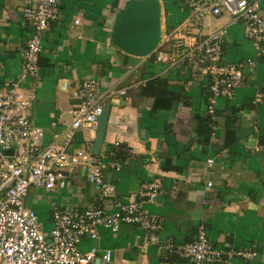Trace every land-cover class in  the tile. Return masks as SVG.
Listing matches in <instances>:
<instances>
[{"label":"crops","instance_id":"crops-1","mask_svg":"<svg viewBox=\"0 0 264 264\" xmlns=\"http://www.w3.org/2000/svg\"><path fill=\"white\" fill-rule=\"evenodd\" d=\"M23 1L0 0V90L21 72L29 36ZM58 2L60 19L42 33L38 78L19 82L30 99L26 113L42 129L43 146L60 144L74 118L79 85L98 80L101 92L111 93L101 146L94 154L97 128L78 129L71 148L99 158L105 165L102 179L114 193L102 197L79 166L66 171L63 188L31 187L25 205L45 232L54 210L111 212L118 202L134 200L143 185L159 181L162 193L143 204L163 222L155 241L137 245L141 230L134 225L122 224L116 233L99 227L96 240L82 242L97 249L92 264H106V250L112 255L109 264H189L177 249L194 240L200 224L222 253L211 264H264V56L246 38L245 26L232 24L226 13L196 19L185 0ZM258 2L264 19V0ZM135 5L147 22L158 24L154 46L145 54L127 52L118 38L122 19ZM218 29L224 30L223 62L252 63L244 66L243 83L233 97L217 99L216 114L208 116L209 79L181 59L189 45ZM148 84L158 96L143 92ZM115 163L118 170L111 167ZM237 251L250 256L238 257Z\"/></svg>","mask_w":264,"mask_h":264},{"label":"built area","instance_id":"built-area-1","mask_svg":"<svg viewBox=\"0 0 264 264\" xmlns=\"http://www.w3.org/2000/svg\"><path fill=\"white\" fill-rule=\"evenodd\" d=\"M194 10L193 17L201 19L205 13L219 16L226 13L232 24L241 22L259 56H264V19L259 15L258 0H185ZM21 13L28 29V39L22 51L21 72L15 80L0 90V264H92L97 255L93 246L84 248L82 242L98 238L99 227L116 233L122 224L137 226L141 233L137 245L146 247L155 241L162 229V220L143 209L145 202L154 201L162 193L159 181L142 186L134 200L117 203L111 212L100 207L75 210H54L51 228L41 230L37 214L25 205L28 190L33 187L46 191L63 188L66 171L79 166L87 174L88 181L102 197L114 193L112 186L104 183L99 158L84 148H71L78 129L95 130L111 93L103 94L101 84L94 78L83 80L76 97L79 102L72 112L70 129L60 144L43 146V131L35 126L27 115L30 99L19 87V82L35 81L39 75L38 59L43 53L42 33L50 23L61 17L58 0H24ZM75 19L74 24H78ZM223 29L213 31L205 38L194 41L185 49L181 61L208 77L206 114H216L219 98L231 99L243 83V68L250 65L224 63ZM183 46V44H177ZM121 95L125 92L119 91ZM11 150V154L3 151ZM211 163V160H207ZM111 167L118 170L119 164ZM211 186V182L207 183ZM167 248L173 249L171 244ZM178 253L189 264H211L218 261L221 252L207 238L202 224L197 226L191 243L179 247ZM236 256L247 258L250 253L237 251ZM102 261L111 263V251L102 253Z\"/></svg>","mask_w":264,"mask_h":264},{"label":"water","instance_id":"water-1","mask_svg":"<svg viewBox=\"0 0 264 264\" xmlns=\"http://www.w3.org/2000/svg\"><path fill=\"white\" fill-rule=\"evenodd\" d=\"M158 24L154 21L147 22L142 14V7L132 6L122 19L119 26V40L121 46L130 53L145 54L149 52L156 40ZM109 105L107 104L97 120V137L95 140L94 154H97L107 121ZM4 154H11L12 151H3Z\"/></svg>","mask_w":264,"mask_h":264},{"label":"trees","instance_id":"trees-1","mask_svg":"<svg viewBox=\"0 0 264 264\" xmlns=\"http://www.w3.org/2000/svg\"><path fill=\"white\" fill-rule=\"evenodd\" d=\"M158 83L160 84V85H165V82H162V81H158ZM150 84H148L147 86H146V88H144L143 89V92H145V94L146 95H152V92L150 91ZM159 95H166V94H164V93H159ZM152 96H158V91L155 93V95H152Z\"/></svg>","mask_w":264,"mask_h":264},{"label":"rangeland","instance_id":"rangeland-1","mask_svg":"<svg viewBox=\"0 0 264 264\" xmlns=\"http://www.w3.org/2000/svg\"><path fill=\"white\" fill-rule=\"evenodd\" d=\"M27 196H28V198L29 199H31L32 198V189L30 188L29 190H28V192H27ZM38 221L40 222V220H39V218H38ZM42 224V223H41ZM41 224H40V226H41ZM41 230L43 231V232H45L46 231V227L45 226H41ZM48 232V231H47ZM47 232H45V233H47Z\"/></svg>","mask_w":264,"mask_h":264}]
</instances>
